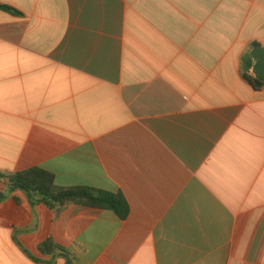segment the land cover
Listing matches in <instances>:
<instances>
[{
    "label": "crops",
    "instance_id": "1",
    "mask_svg": "<svg viewBox=\"0 0 264 264\" xmlns=\"http://www.w3.org/2000/svg\"><path fill=\"white\" fill-rule=\"evenodd\" d=\"M0 171L128 215L0 203V264H264V0H0ZM7 185L0 181V192Z\"/></svg>",
    "mask_w": 264,
    "mask_h": 264
},
{
    "label": "trees",
    "instance_id": "2",
    "mask_svg": "<svg viewBox=\"0 0 264 264\" xmlns=\"http://www.w3.org/2000/svg\"><path fill=\"white\" fill-rule=\"evenodd\" d=\"M0 10L15 16H22L21 12L8 5L0 4ZM256 47L261 46L257 43L251 45L252 50ZM242 69L244 79L252 88L256 92H264V78L259 75L258 61L253 58L251 52L242 58ZM0 181L7 185V190L0 192V203L20 190L26 194L33 207L43 203L51 210L59 211L69 204H78L112 210L122 220L126 219L128 215L127 203L121 195L104 193L89 187H59L56 185L54 175L39 167L13 174H5L0 171ZM40 250L44 254L59 252L67 259L66 264H74L70 253L51 241L41 244Z\"/></svg>",
    "mask_w": 264,
    "mask_h": 264
},
{
    "label": "water",
    "instance_id": "3",
    "mask_svg": "<svg viewBox=\"0 0 264 264\" xmlns=\"http://www.w3.org/2000/svg\"><path fill=\"white\" fill-rule=\"evenodd\" d=\"M252 56L258 61V73L264 78V48L256 47L252 50Z\"/></svg>",
    "mask_w": 264,
    "mask_h": 264
}]
</instances>
